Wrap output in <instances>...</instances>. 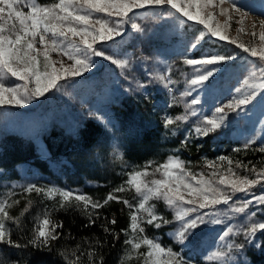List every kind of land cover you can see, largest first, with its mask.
Wrapping results in <instances>:
<instances>
[{
	"label": "rangeland",
	"instance_id": "rangeland-1",
	"mask_svg": "<svg viewBox=\"0 0 264 264\" xmlns=\"http://www.w3.org/2000/svg\"><path fill=\"white\" fill-rule=\"evenodd\" d=\"M39 2L44 5L55 0ZM236 4L242 5L241 10L249 13L244 24L245 32L237 37L236 29L239 25L233 20L225 34L230 38H238V43L247 45L254 41L258 45V35L253 38L246 33L251 32L252 19H264V0H236ZM224 7L228 8L229 5L225 4ZM166 11V8L161 7L137 10L132 20L140 26V31L133 30L130 23L125 24L123 35L116 37L115 42H97L96 47H102L114 58L127 59L128 67L119 68L110 61L93 56V66L88 72L79 77L60 80L58 89H51L44 96L22 107L0 106V156L8 150V137L17 135L23 138L24 147L33 144L36 153L46 159L49 169H41L32 158L19 161L10 167H4L0 161V202L15 199L24 193H36L24 191L28 185L35 184L41 189L56 187L72 190L74 193L91 197L94 202H100L105 191L96 188L106 186L107 196L111 193L122 200H128L132 205H138L139 196L125 183L128 173L143 170L149 165L148 171L151 173L169 157L178 158L183 162L186 171L197 178L204 176L218 180L221 174L230 175L227 169L231 167L236 176L256 179L250 176L253 174L251 172L244 174L230 165L226 167L219 158L202 156L197 164L185 153L194 140L204 137L194 131L197 126H201L203 117L211 116L216 107L222 106L236 95L235 88L252 69V63L249 61L257 65L259 61L236 45L216 38L206 37L197 48H191L190 45L198 37L203 26L178 15L168 16ZM208 11L214 15V24H224L226 17L219 14L218 8ZM256 31L258 33L259 29ZM207 52L232 53L237 58L224 64V70L216 73L206 82V86H192L189 81L193 78L194 66L185 64L184 60L200 58ZM52 58L63 60L65 65L71 63L67 57L58 56L56 53L52 54ZM57 66L59 67V64ZM157 75L168 76L171 83L165 87L164 83L155 79ZM8 82L20 83L14 78ZM185 92L191 94L183 95ZM193 98L198 99L199 103L186 109L185 105H189ZM261 101H264V96L257 97V100L248 106L249 110H242L240 115L229 112L223 127L209 134L213 136V145H244L249 139H253L257 145L264 146V105H261ZM131 106L132 110L129 108ZM193 110L197 112L196 116L191 115ZM178 115H186L187 119L164 127L166 117L174 119ZM88 117L96 119L103 126L98 140L90 147L77 149L72 154H52L45 141L52 127L57 126L65 133L77 137L79 126ZM148 134L151 143L143 145L142 139ZM139 148H144L143 156L136 154L135 151ZM212 163L216 167H209ZM214 171L217 173L216 177H212ZM153 178H159V174L146 177L148 180ZM121 186L125 191L116 192L115 189ZM262 192L264 180L250 189L251 194L258 195ZM37 195L46 199L50 205L60 202L59 196L50 199L43 192ZM247 199H251V195L235 193L229 205L221 204L214 209H201L200 212L217 213L214 218L219 219L221 223L202 225L196 230L191 242H186L185 245L177 243L174 239V232L179 224L174 220L173 209L163 200H152L149 203L155 205L156 214L171 223H161V227L156 228L148 225L147 216L141 213V226L145 229L143 235L162 246L180 252L191 264H264V258L256 261L250 254L251 251L258 255L264 254V232L257 231L251 239L243 234V229L248 223L244 216L256 210L257 206L251 205L244 214L229 210L234 202L243 203ZM259 207L264 208V205ZM45 214L46 209H43L38 220L43 219ZM228 227L233 228V233L221 240L220 236ZM132 235L128 230L127 239L132 238ZM164 235L170 239L165 243ZM174 243L179 245V249H174ZM228 243L242 244L243 248L233 249L230 253L231 259L208 260L207 257L217 249L227 250ZM129 250L130 245H125L124 252ZM146 251V247L142 245L136 253Z\"/></svg>",
	"mask_w": 264,
	"mask_h": 264
},
{
	"label": "snow or ice",
	"instance_id": "snow-or-ice-1",
	"mask_svg": "<svg viewBox=\"0 0 264 264\" xmlns=\"http://www.w3.org/2000/svg\"><path fill=\"white\" fill-rule=\"evenodd\" d=\"M225 4L229 7L225 8ZM149 7L166 8L168 16L178 15L203 26L199 30L198 37L190 45L193 49L197 48L206 37L216 38L236 45L244 53L259 61L258 65L249 61L252 63V69L235 88L236 95L232 96L227 103L216 107L211 116L203 117L201 126L194 129L198 135L208 136L222 128L229 112L240 115L242 110H249L248 106L253 104L257 97L264 96V19H252L251 32L246 33L253 38L258 35V45L254 41L246 45L243 42L238 43V38H230L225 32L231 27V22L235 20V23L239 25L236 29L238 37L240 33L245 32L244 24L249 16L248 12L241 10L242 5L237 6L236 0H55L44 5L39 0H0V106L22 107L44 96L51 89H58L60 80L79 77L88 72L93 66L91 59L93 56L110 61L119 68L128 67L127 59L114 58L102 47L98 48L95 45L100 41L115 42L116 37L123 35L125 24L130 23L133 30L140 31V26L132 20V16L137 10ZM212 8H218L219 14L226 17L224 24L213 23L214 15L208 11ZM53 53L67 57L71 63L65 65L63 60H54ZM236 58L232 53L218 52H207L200 58H186L184 63L194 66L193 78L189 84L206 86V82H209L216 73L224 70V64ZM13 78L20 83L10 84L8 81ZM155 79L164 83L165 87L171 83L166 75H157ZM190 94V92L183 93V95ZM197 103H199L198 99L193 98L185 107L187 109ZM261 105H264V101H261ZM191 115L196 116L197 112L193 110ZM186 119V115H178L174 119L166 117L164 127L167 128L175 121ZM254 143L255 140L249 139L244 144L245 149ZM259 151L264 152V146L260 147ZM219 159L224 161L226 157ZM228 164L231 165L232 161L228 160ZM239 166L238 164L237 167ZM149 167L150 165L145 166L143 170L129 172L125 181L140 199L138 205H132L128 200L122 201L133 209L130 212L128 229L133 235L132 238L125 240V244L130 245V250L126 252L121 264L130 260L142 245L147 249L145 253H140L143 256V264H191V261L186 260L180 252L174 251L171 247L162 246L143 235L145 229L141 226L143 219L141 213L147 216L146 223L156 228H160L161 223H171L156 214L155 205L149 203L152 200H163L169 208L173 209L174 220L179 224L174 232V239L181 245L190 243L195 237L196 230L202 225L221 223L219 219L214 218L217 213L200 212L201 209H214L221 204L229 205L234 194L240 192L245 193L246 196L251 195V199L243 203L234 202L233 206H230V211L244 214L251 205L257 206L256 210L244 216V220L248 222L243 229L244 236L251 239L257 231L264 232V208L259 207L264 205V192L258 195L250 193L252 187L264 180V169L256 172L253 165L252 171L256 172V179H249L247 176H236L229 167L227 172L230 175L221 174L218 180H214L204 176L197 178L196 175L187 172L183 162L176 157H169L151 173L148 171ZM209 167L216 166L212 163ZM157 173L159 178L146 179L149 175L155 177ZM216 176L217 173L214 171L212 177ZM24 191L27 193L35 191L37 194L43 192L50 199L59 196L60 207H64L65 204L71 206L73 200L78 205L82 202L85 211L89 207L93 210L99 209L112 200L120 202V198L111 193L101 203L94 202L91 197L74 193L72 190L56 187L41 189L35 184L28 185ZM115 191L123 192L125 188L121 186ZM13 203L18 204L19 201L9 203L6 199L0 202V244L20 247L21 245L11 238V229L6 221H12L19 227L20 217L28 211V208L26 207L18 217H13L8 210ZM30 204L31 201H29ZM258 214L259 219H257ZM97 218H99L98 214ZM95 223L96 220L89 215L88 225ZM109 223L115 224L116 221L111 220ZM62 227V223H52L45 214L43 219L34 224L33 236L29 243L47 246L50 240L59 238L56 229ZM102 228L105 233L112 234V230L106 225H102ZM232 233L233 228L228 227L220 239L224 240ZM242 248V244L228 243L227 250L217 249L207 258L210 261L231 259L232 250ZM94 254V251H89V258L91 259ZM99 264H103L102 257Z\"/></svg>",
	"mask_w": 264,
	"mask_h": 264
},
{
	"label": "trees",
	"instance_id": "trees-1",
	"mask_svg": "<svg viewBox=\"0 0 264 264\" xmlns=\"http://www.w3.org/2000/svg\"><path fill=\"white\" fill-rule=\"evenodd\" d=\"M129 108L133 109L132 106ZM102 132V124L96 119L88 117L79 126L77 137L53 126L50 134L45 137V141L54 155L61 152L72 154L77 149L82 150L93 145ZM7 142L6 149L8 150L0 156L1 165L10 167L19 161L32 158L41 169L49 170L46 159L36 153L33 144L24 147L23 138L17 135H10ZM148 143H151L149 134L142 139L143 145H148ZM213 144L212 135L196 139L189 145L185 155L190 156L197 164L201 161L202 156L216 159L226 157L224 161H221L226 167L229 166L228 160H231L230 166L239 173H253L250 175L251 177H256V172L264 169V152L259 151L261 146L256 143L249 145L247 149L241 144L237 146L230 144L225 147ZM237 149L239 150L237 151ZM143 150L144 148H139L135 152L143 156ZM238 164L239 167H237ZM253 165L256 172L252 171ZM96 189L105 190L100 199L102 203L107 197L106 186ZM45 200L36 193L32 195L24 193L15 199H9V203L19 201L18 204L13 203L12 207L8 209L11 216L18 217L26 207L28 211L20 217L19 227L12 221H7L8 227L11 229V238L21 246L0 244V264H99L101 257L103 264H121L126 254L124 249L128 234V231L122 230L129 229L131 212L122 199L120 202L109 201L99 209L93 210L89 207L87 211L82 203L78 205L74 200L71 202V206L65 204L64 207H60V202L50 205ZM29 201H31L30 205ZM43 209H46V214L52 223H62L63 227L56 229L59 238L50 240L47 246L32 245L29 241L33 236L34 224L38 222ZM97 214L99 218H97ZM89 215L96 220L94 225H88ZM111 220H115L116 223H109ZM102 225L110 228L112 234L105 233ZM163 240L165 243L170 239L164 235ZM173 246L174 249H179L177 243H174ZM89 251L95 253L91 259L88 256ZM250 254L256 261L264 258L263 253L258 255L255 251H251ZM125 264H143V256L140 253H134L130 260L125 261Z\"/></svg>",
	"mask_w": 264,
	"mask_h": 264
}]
</instances>
